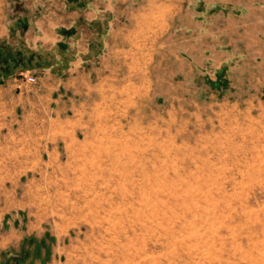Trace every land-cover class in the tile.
Wrapping results in <instances>:
<instances>
[{
	"label": "rangeland",
	"instance_id": "rangeland-1",
	"mask_svg": "<svg viewBox=\"0 0 264 264\" xmlns=\"http://www.w3.org/2000/svg\"><path fill=\"white\" fill-rule=\"evenodd\" d=\"M2 2L11 24L45 9ZM143 7L165 26L131 98L75 131L23 110L0 124V264H264V0L127 9Z\"/></svg>",
	"mask_w": 264,
	"mask_h": 264
},
{
	"label": "crops",
	"instance_id": "crops-1",
	"mask_svg": "<svg viewBox=\"0 0 264 264\" xmlns=\"http://www.w3.org/2000/svg\"><path fill=\"white\" fill-rule=\"evenodd\" d=\"M129 1L65 0L59 7L52 0H45L43 14L32 19L18 17L11 24L5 20L0 0V56H4L6 47L13 53L18 51L6 39L20 35L44 62V66L7 76L0 65V124L15 122V116L23 110L35 119L44 114L50 116L49 121L74 122L75 131L95 106H104L103 99H117L118 90L131 98L127 91L134 87L132 68H142L146 56L143 51L154 48L148 41L155 45L158 42L160 31L157 29V34L154 26L164 27L165 19L156 20L158 7L132 12L127 9ZM124 16L134 18L130 28L119 22ZM38 46L47 52H40ZM98 60L100 69L91 68ZM92 73L96 74L94 81L90 79ZM34 75L35 84L24 81Z\"/></svg>",
	"mask_w": 264,
	"mask_h": 264
},
{
	"label": "trees",
	"instance_id": "trees-1",
	"mask_svg": "<svg viewBox=\"0 0 264 264\" xmlns=\"http://www.w3.org/2000/svg\"><path fill=\"white\" fill-rule=\"evenodd\" d=\"M59 48L63 47L60 45ZM42 60L43 58L40 53L35 51L31 52L20 50L13 53L12 49L6 47L4 56H0V65L4 66V74L7 76L8 74H13L16 71H28L34 66H44V62H42Z\"/></svg>",
	"mask_w": 264,
	"mask_h": 264
},
{
	"label": "built area",
	"instance_id": "built-area-1",
	"mask_svg": "<svg viewBox=\"0 0 264 264\" xmlns=\"http://www.w3.org/2000/svg\"><path fill=\"white\" fill-rule=\"evenodd\" d=\"M36 77H33V76H29V77H25V82H27V84H35L36 82Z\"/></svg>",
	"mask_w": 264,
	"mask_h": 264
}]
</instances>
